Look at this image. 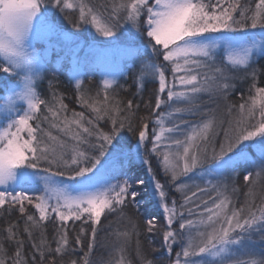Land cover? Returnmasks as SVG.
I'll use <instances>...</instances> for the list:
<instances>
[{
	"label": "snow or ice",
	"instance_id": "obj_1",
	"mask_svg": "<svg viewBox=\"0 0 264 264\" xmlns=\"http://www.w3.org/2000/svg\"><path fill=\"white\" fill-rule=\"evenodd\" d=\"M72 12L78 13L73 27L89 26L108 38L98 57L110 53L114 59L134 57L131 66L139 61V86L146 80L158 83L150 152L161 158L157 164L162 174L182 194L179 204L169 201L153 174L154 196L166 220L163 246L170 264H264V251L256 253L248 247L256 235L264 241V196L257 204L253 195L257 183L264 182V87L256 86L255 71L250 103L229 104L223 114L217 103L227 101L235 88L233 74L247 72L254 55L264 56V0H255L254 6L253 0H0V210L10 214L16 209L25 217L22 230L14 222L0 230V264H57L58 257L75 255L69 221L81 222L74 244L82 253L80 260L71 259L69 264H96L90 257L102 216L119 212L123 217L127 202L134 203L140 195L127 179L102 182L116 160L131 158L124 143H114L121 133L127 130L137 137V158L149 139L148 123L134 125L133 102L122 108L110 98L108 89L116 81H102V101L89 97L82 82H77L78 103L91 117L84 111L69 116L62 96L53 92L49 102L37 91L45 63L34 47L44 35L41 25L57 13L69 19ZM48 31L71 39L54 26ZM122 41H132L135 47L124 48ZM209 102L216 106L207 107ZM162 106L166 111H160ZM185 115L197 119L191 122ZM102 121L105 126L110 123L107 131ZM209 160L220 176L234 172L242 161L251 166V171L244 169L248 191L239 207L228 195L227 185L208 181V187L195 185L192 191L188 183L178 182ZM143 162L153 173L151 162ZM136 183L144 181L137 178ZM36 191L41 194H30ZM209 191L215 196L198 195ZM25 202L38 216L26 213ZM156 220L152 216L147 221L149 232ZM46 222L54 225L51 241ZM128 223L136 229L131 218ZM83 225L90 227L87 250L81 239L87 234ZM24 233L32 249L30 257L25 255ZM116 235L118 240L125 238L118 245L123 252L129 232ZM5 243L14 246L11 255ZM176 247L180 251H174ZM138 255L140 264H155ZM59 264H64L63 259ZM99 264L112 260L101 259Z\"/></svg>",
	"mask_w": 264,
	"mask_h": 264
},
{
	"label": "trees",
	"instance_id": "obj_2",
	"mask_svg": "<svg viewBox=\"0 0 264 264\" xmlns=\"http://www.w3.org/2000/svg\"><path fill=\"white\" fill-rule=\"evenodd\" d=\"M255 0H253L254 6ZM76 13H70V18L72 23L75 22ZM256 31V30H254ZM60 75H54V78H47L44 80L37 91L40 93L41 98L48 100L49 102H53V92L56 93L57 96H62L63 101L68 106V115L71 116L72 111H84L85 115L88 117L92 116V113L84 108H81L80 104L78 103L77 96L80 94V90L77 89L76 85L73 83L72 79L69 77L68 70L65 67H62L60 70ZM249 72L255 71L256 79L255 84L257 87H264V56H260L259 58L254 60L252 67L248 69ZM126 72L125 75H123ZM124 73L119 77V84L112 88L108 89V93L110 98H113L114 101H118L120 106L123 108L126 106L127 102L131 100L133 102L134 108L133 111L135 112L134 117V125L139 126L141 121L146 122L149 126H154V121L156 119V112L155 109V100L158 94V86L155 82H145L144 87L140 88L137 82V75H138V68L128 66L124 68ZM249 80V79H248ZM253 78L244 84L245 89H240L236 87L235 90L230 92L228 101L230 104L239 105L248 100L249 96H254L255 91L251 89L253 84ZM82 90L87 93L89 97L96 100H103L104 97V89L101 82V79L98 77L87 79L83 85H81ZM99 94V95H97ZM243 95V96H242ZM110 102H112L110 100ZM138 106V107H136ZM101 125L107 131L111 125L110 123L105 126L104 122H101ZM54 134L55 130H53ZM123 138V139H121ZM124 143L125 144V151L131 152L132 149L136 146L137 137L133 135V133L128 132L125 130L120 136L117 137L114 143ZM252 151V149H249ZM124 156H121L116 162L117 166L114 167V170L109 172V177L114 181V183L118 181H123L124 179ZM152 168L156 165L154 161V157L150 158ZM127 164V163H126ZM126 167V166H125ZM142 168L134 167L131 172L137 173L132 180H128L130 184H137V178H140L139 170ZM160 172H158L159 174ZM244 172H241L236 179L235 187L237 189L238 195L242 194L246 199L245 193L248 191V187L243 180ZM160 176V175H159ZM67 180L66 178H64ZM253 195L255 197V201L257 204L261 202V196H264V182H258L254 188ZM245 201V200H244ZM26 213L33 214L38 216V213L31 205H28L25 202ZM149 212L145 214H141L139 210L136 208L134 203L129 200L124 207V215L123 217L120 216L119 212L117 213H105L104 216L101 218V224L97 226V238H96V246L93 248V252L91 254L90 259L96 264H99L101 259L109 260V249L112 246L122 244L125 241V238L121 236L119 240L117 239V233L122 232H129V236L127 238V243L124 246V251L127 254V258L129 264H140V256L138 252L145 256L149 260H154L155 264H170V260L165 256V253L154 249V246L151 241L152 234L149 235L148 232V225L146 224L148 219ZM150 215V214H149ZM151 216V215H150ZM128 218H131L135 224L136 229L132 230L131 225L128 223ZM24 219L18 210L14 209L9 214L6 211L0 210V230L6 228L10 223H17L22 230L24 227ZM86 230V235H82L81 239L83 241V246L86 249V245L90 240V227L89 225H83ZM81 227V222L76 221L74 224L72 221H69L68 228H69V240L70 245L76 247V254L72 255L71 253L65 254L63 257L57 258V264L59 261L63 259L64 264H69L71 259L80 260L82 257V253L79 251V247L75 246L74 238L77 234H79V229ZM46 232L47 238L51 241L54 235V225L52 222H46ZM25 239V255L30 257L32 254V249L30 243L27 240V234H23ZM34 238L37 239L38 242V230H34ZM103 245V246H101ZM139 246V248H138ZM5 247L8 250L9 255L14 252V246L5 243ZM53 247L55 245L53 244ZM116 247V246H115ZM118 247V246H117ZM119 248V247H118ZM99 251H101L102 255L98 256ZM47 264V261H46Z\"/></svg>",
	"mask_w": 264,
	"mask_h": 264
},
{
	"label": "rangeland",
	"instance_id": "obj_3",
	"mask_svg": "<svg viewBox=\"0 0 264 264\" xmlns=\"http://www.w3.org/2000/svg\"><path fill=\"white\" fill-rule=\"evenodd\" d=\"M77 15L78 13H76V16ZM69 21L70 20L68 19H64L63 14L57 13L56 17H49L48 21L45 24L41 25V31L42 33H44V35L41 39L34 41L35 50L45 62L44 70L41 72V79L37 80L38 87L47 78H54V75L59 76L61 73L60 70L65 66L68 70L69 77L72 79L75 85H77L78 81L82 82L81 85H83L87 79L98 77L99 79H101V82L105 79L115 80L116 83L112 88L116 87L119 84V77L124 73V68L132 65L134 57L125 55L122 57L117 56L114 59L111 53L103 58L98 57V50L107 48L105 41L108 38L99 36L95 33V30L89 26H83L80 28L73 27V23H70ZM50 26H54L57 32L68 33L71 36V39H64L62 37H58L55 33H50L48 31ZM121 43L124 48L135 47V43L132 41H122ZM260 56L261 55L259 54L254 55L253 60L259 58ZM160 60H162V57L160 58ZM136 65L137 68H139V61H136ZM251 73L252 72H249L248 70L247 72L240 71L234 73L233 75L235 76V79L233 83L235 84V88L231 91L235 90L236 87H238L239 89L240 87L241 89H245L244 84L248 83L252 79ZM125 74L126 72L123 75ZM169 80H171L170 75ZM145 82L149 81L146 80ZM145 82L143 83L142 87H144ZM155 84L158 86V83L155 82ZM139 87L142 88L141 86ZM204 99L207 101V96H205ZM217 103H219L220 105L218 109V112L220 114H223L226 106L230 104L228 100H219L217 101ZM206 106L215 107L216 105L215 103L209 102ZM160 111H166V109H164L162 106ZM184 119L195 122L197 118L185 115ZM225 119H227V117H225ZM166 126L171 125L167 124ZM153 127H155V121L154 126H149V139L145 142V146L141 148V156L139 158L135 156V146L134 149H132V151L130 152L131 158L124 159L126 167H121H124V179L127 180H132V178L135 177V175L138 173L131 172L134 167H136L137 169L142 168L141 170H139V179H142L144 181V184H131L132 188L140 193V195L134 202V205L141 214L149 212L151 216L148 214L149 217L147 221L152 216L157 217L156 227L152 232L149 233V235L152 234L151 241L154 249L165 253V256L170 260L169 255L165 247L163 246V231L166 228V220L164 218L162 208L157 206L158 197L154 196L153 174H155L156 179L164 185V191L166 192V197L169 201L175 199L179 204L180 202H182V194L176 192L174 187L170 186V178H166L162 174V169L158 167L157 164L158 159L161 158L156 157L155 154H152L150 152V149L152 147L150 143L152 137L151 129ZM248 151L252 152L249 149ZM253 155H255V153H253ZM151 157H154V161L156 162V166L152 168L153 173H149L148 165L144 164L143 162L144 160H149L151 162ZM116 166L117 164L115 162L114 167ZM246 168L249 171L252 170L250 165L242 161L234 172H229L224 174L223 176H220L216 174L215 166L209 160L204 163L202 168H198L194 173L189 174L188 177H181L180 181L178 182L188 183L192 191H195V185H199L201 188L208 187V181H211L213 184L219 183L222 185H227L228 195L230 196L233 203H235V205L239 207L240 204L244 202L245 198L242 194L238 195L237 192H232V188L235 187L236 179L238 178L239 174L241 172H244V169ZM158 172L160 173L158 174ZM201 173H203V175H201ZM103 181L114 184V181H112L108 173L102 177V182ZM65 182L71 183L67 180H65ZM30 194L35 196L40 195L41 193L39 191H36L31 192ZM198 195H202V198L204 199H206L209 195L215 196V194L211 191ZM115 246H112L109 249V259L112 260V264H118L121 259L123 260V264H129L127 258L128 256L125 251H119V248L117 247L118 244ZM248 247L253 252L260 253L264 251V241H261L259 239V236L256 235L253 237V240L249 242ZM174 251H180V249L176 247ZM101 255L102 253L101 251H99L98 256ZM172 258L174 259V253ZM242 258L259 259L260 257L244 256Z\"/></svg>",
	"mask_w": 264,
	"mask_h": 264
}]
</instances>
